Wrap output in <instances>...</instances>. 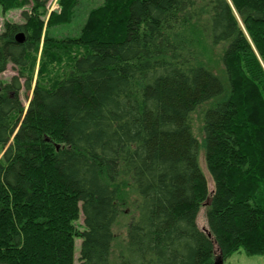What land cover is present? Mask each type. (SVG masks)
Wrapping results in <instances>:
<instances>
[{
    "label": "trees",
    "instance_id": "trees-1",
    "mask_svg": "<svg viewBox=\"0 0 264 264\" xmlns=\"http://www.w3.org/2000/svg\"><path fill=\"white\" fill-rule=\"evenodd\" d=\"M46 1L0 0L24 8L0 31V75L17 69L0 81V264H74L77 238V264L264 254V0H57L45 21Z\"/></svg>",
    "mask_w": 264,
    "mask_h": 264
},
{
    "label": "rangeland",
    "instance_id": "rangeland-1",
    "mask_svg": "<svg viewBox=\"0 0 264 264\" xmlns=\"http://www.w3.org/2000/svg\"><path fill=\"white\" fill-rule=\"evenodd\" d=\"M89 5L84 2L78 10V19H82L84 16V11L86 7ZM27 8V7H26ZM46 14H45V21L48 19V16L50 12H55L59 13L60 8L57 3V0H47L46 1ZM24 8H10L7 10H4L0 6V31L3 29L4 23L5 22H15V23H22L24 22L23 18L21 17V12ZM57 10V12L55 11ZM217 52H220V47L215 48ZM40 48H38V52L36 55V62H35V67H34V72H33V80H32V86L34 85L36 78H37V70H38V64L40 60ZM212 60V65L214 62V66L220 74L224 72L225 67L223 66L222 61L220 60L219 53H216L214 55L210 54L207 55ZM58 71H61L60 69ZM17 73V69L13 67L11 64H8L6 69L3 71V73L0 75V81L1 82H6L8 81L13 75ZM21 82H23V79H21ZM31 93L32 90H24L22 89L20 92V100L22 102V105L24 106V110L26 109L28 102L31 98ZM198 116L197 112L193 114V119H192V124H193V132L195 136L198 138V140H201V131L199 129V121H198ZM11 141V139H10ZM198 162L201 167V170L203 171V174L206 178L207 181V186L211 190L213 187V180L206 168L205 164V156H204V148L202 146L199 147V155H198ZM134 200V199H133ZM133 200L128 202V204L123 203L121 206V212L119 213L118 219L116 223L113 226V244L114 245H123L122 242L125 239L126 236V227H127V222L130 220V217L134 214V205H133ZM196 222L199 228L201 229H206L207 224H206V218H205V208L201 207L197 218ZM76 224H82V217H79L78 221ZM80 239L75 240V263L77 264V259H78V253H79V245H80ZM217 264H264V254H254V255H249L247 254L242 248L237 249L236 251H233L230 253L228 257L225 259H222L220 256L217 257L216 259Z\"/></svg>",
    "mask_w": 264,
    "mask_h": 264
},
{
    "label": "water",
    "instance_id": "water-1",
    "mask_svg": "<svg viewBox=\"0 0 264 264\" xmlns=\"http://www.w3.org/2000/svg\"><path fill=\"white\" fill-rule=\"evenodd\" d=\"M56 12H57V10H55ZM15 38H16V40L18 41V42H21V41H23V33H18V34H16V36H15ZM214 264H217V262H216V260H215V263Z\"/></svg>",
    "mask_w": 264,
    "mask_h": 264
}]
</instances>
